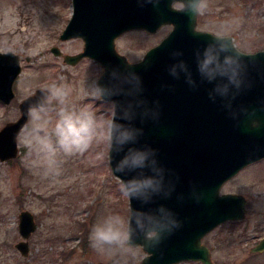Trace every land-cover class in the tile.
<instances>
[{
	"label": "water",
	"instance_id": "1",
	"mask_svg": "<svg viewBox=\"0 0 264 264\" xmlns=\"http://www.w3.org/2000/svg\"><path fill=\"white\" fill-rule=\"evenodd\" d=\"M175 1L72 0V14L59 37H81L83 48L70 54L52 45L51 51L71 64L83 57L101 63L99 83L114 93L117 122L128 133L123 145L113 146V168L125 156H144L140 165H125L115 173L125 181L152 182L130 194L131 215L161 235L154 249L143 247L148 255L138 264L185 259L213 264L201 242L203 235L227 219L242 218L246 202L241 193H219L220 186L246 164L264 157V49L243 51L231 35L196 28L197 16L187 7L195 0H184V12L172 7ZM163 24L172 28L140 60L129 61L116 49L115 38L125 30L153 32ZM208 56L210 75L200 70ZM20 71V55L0 50L2 103L14 98ZM32 93L18 102V117L0 127L1 161L18 153L17 137ZM173 220L180 226L173 228ZM35 228L34 214L21 210L18 229L23 239L15 245L22 254L28 253L27 238ZM133 240L144 243L142 236ZM263 249L264 236L251 247Z\"/></svg>",
	"mask_w": 264,
	"mask_h": 264
},
{
	"label": "rangeland",
	"instance_id": "2",
	"mask_svg": "<svg viewBox=\"0 0 264 264\" xmlns=\"http://www.w3.org/2000/svg\"><path fill=\"white\" fill-rule=\"evenodd\" d=\"M175 1L174 3H176ZM208 8L197 16L196 26L214 33L228 34L244 51L264 49V0H207ZM72 14V0H0V50L20 55L21 72L14 83L15 100L0 101V127L19 115L18 101L64 77L73 88V101L90 106L98 116H109L110 105L87 95L102 71L100 63L83 57L71 64L51 51L58 45L62 53H77L80 37L61 39L60 32ZM171 28L156 31L129 29L115 40L116 48L128 60L140 59ZM29 57V59H26ZM19 135V134H18ZM0 160V264H138L146 253L134 245L127 253L100 256L89 244L94 224L109 214L127 217L129 202L121 194L120 182L108 164V150L102 140L93 142L85 153L67 157L62 175L42 178L26 167L24 149ZM220 192L245 196L241 219H229L202 238L210 248L214 264H264V249L251 247L264 235V157L254 161L225 181ZM21 209L34 213L36 229L28 236L29 251L22 254L15 243ZM175 264H203L184 260Z\"/></svg>",
	"mask_w": 264,
	"mask_h": 264
},
{
	"label": "clouds",
	"instance_id": "3",
	"mask_svg": "<svg viewBox=\"0 0 264 264\" xmlns=\"http://www.w3.org/2000/svg\"><path fill=\"white\" fill-rule=\"evenodd\" d=\"M148 2L157 4L159 0ZM172 7L180 12L186 10L184 0H177ZM187 7L194 16H201L207 10L208 3L207 0H195L194 6ZM211 61L212 57L208 56L201 64L200 70H207L210 75L213 71L208 67ZM101 78L102 75L92 81L89 90L82 91H86L93 100L108 103L109 116H98L90 106H78L72 99L73 88L64 77L41 87L38 94L32 93L31 102L24 113L26 122L20 129L18 142L26 149L24 162L34 174L55 180L62 175L65 158L82 155L97 140L106 144L108 164L114 174L121 172L125 165L135 167L141 164L144 156L137 152L130 157H123L115 168L112 166L113 146L123 145L128 139V133L123 130V125L117 122V103L111 99L114 93L100 85ZM118 179L121 194L129 202L127 217L120 214L106 215L93 225L89 235L90 247L102 257H111L117 252H129L134 246V236H142V246L149 249H154L161 240V235L155 228H145L143 223L131 215L130 194L149 187L151 180L125 181L120 176ZM171 225L173 228L180 226L175 220L171 221ZM168 231L171 232V228ZM147 255L148 253H145L146 257Z\"/></svg>",
	"mask_w": 264,
	"mask_h": 264
},
{
	"label": "flooded vegetation",
	"instance_id": "4",
	"mask_svg": "<svg viewBox=\"0 0 264 264\" xmlns=\"http://www.w3.org/2000/svg\"><path fill=\"white\" fill-rule=\"evenodd\" d=\"M211 231H212V230H211ZM211 231H209V232H211ZM209 232H208V233H206L205 235L209 234ZM205 235H204V236H205ZM257 242H258V241H257ZM257 242H256V243H257Z\"/></svg>",
	"mask_w": 264,
	"mask_h": 264
}]
</instances>
